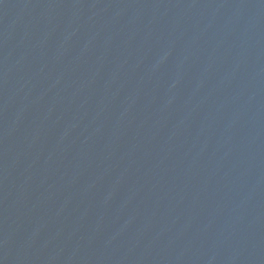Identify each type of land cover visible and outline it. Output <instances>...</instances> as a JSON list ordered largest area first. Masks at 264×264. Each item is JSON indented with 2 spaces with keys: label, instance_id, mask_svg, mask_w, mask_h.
Here are the masks:
<instances>
[{
  "label": "water",
  "instance_id": "1",
  "mask_svg": "<svg viewBox=\"0 0 264 264\" xmlns=\"http://www.w3.org/2000/svg\"><path fill=\"white\" fill-rule=\"evenodd\" d=\"M0 264H264V0H0Z\"/></svg>",
  "mask_w": 264,
  "mask_h": 264
}]
</instances>
